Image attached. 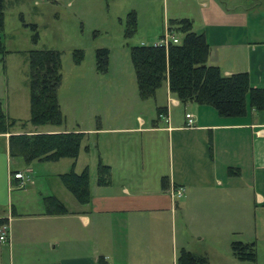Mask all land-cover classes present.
<instances>
[{
    "label": "crops",
    "instance_id": "obj_1",
    "mask_svg": "<svg viewBox=\"0 0 264 264\" xmlns=\"http://www.w3.org/2000/svg\"><path fill=\"white\" fill-rule=\"evenodd\" d=\"M181 3L171 18L190 17L194 29L205 33L208 62L219 65L224 74L247 71L253 86H264V0ZM257 3L258 8L253 6ZM9 85L3 65L2 103ZM154 97L157 113L137 112L132 123H106L101 115L100 122L88 128H13L87 134L84 148L94 149L98 156L96 168L87 164L91 191L87 203L58 184L49 190L27 188L31 164L28 172L23 170L20 185L22 179L15 178L14 171L22 169L13 166L9 149L11 132L0 133V217L7 218L10 233L8 242L0 241V264H98L102 256L123 264H176L182 247L206 255L210 264H234L238 257L233 240L255 241L257 257L250 261L261 264L264 109L248 106L244 115L225 116L210 104L182 102L168 80ZM181 105L184 112L179 115L174 109ZM114 109L102 113L110 117ZM187 112L192 114L191 124ZM77 159L72 158V164ZM100 159L111 166V177L103 184L98 182ZM65 171L51 175L60 181ZM14 183L24 189L15 191ZM179 187L182 193L174 194ZM50 194L69 211L47 213L44 197Z\"/></svg>",
    "mask_w": 264,
    "mask_h": 264
},
{
    "label": "rangeland",
    "instance_id": "obj_2",
    "mask_svg": "<svg viewBox=\"0 0 264 264\" xmlns=\"http://www.w3.org/2000/svg\"><path fill=\"white\" fill-rule=\"evenodd\" d=\"M182 1L5 0L4 30L0 32V39L7 49L6 52L0 51V67L6 66L10 82L9 96L3 97L5 111L9 110L12 115L27 121L23 130L88 128L100 122L101 115L105 117L106 123L111 124L132 123L137 112L155 115V97L143 98L140 95L131 46L159 42L161 35L167 31L169 19L175 16L174 10L181 8ZM253 6L258 8L261 5L257 3ZM131 11L136 12L137 25L134 28H130L129 24ZM33 23L37 25L36 28L32 27ZM36 31L39 36L34 40ZM101 47L110 49L108 68L105 71L97 67L96 51ZM31 48H55L61 52L63 76L59 98L66 116L61 125H36L29 121ZM76 50L83 52L81 60L77 59ZM106 108H118L124 113H118V109H114L113 115L109 117L102 113ZM174 111L181 115L184 105ZM85 144L84 139L76 164H72V158L69 157L27 163L23 157L14 156L13 166L25 172L30 170L27 165L31 164L33 167L29 172V180L32 181L28 182L27 188L39 186L52 189V186L56 188L58 184L70 195H74L62 180L58 181L51 174L71 167L81 170L88 167L87 164L96 168L98 156L94 149L86 150ZM13 189L22 190L24 187L14 183ZM233 261L237 264H254L250 260L243 262L239 258ZM260 261L264 264V257Z\"/></svg>",
    "mask_w": 264,
    "mask_h": 264
},
{
    "label": "trees",
    "instance_id": "obj_3",
    "mask_svg": "<svg viewBox=\"0 0 264 264\" xmlns=\"http://www.w3.org/2000/svg\"><path fill=\"white\" fill-rule=\"evenodd\" d=\"M5 0H0V32L4 30ZM130 28L137 25L136 12L129 13ZM33 23L32 27L36 28ZM168 31L179 37L178 42L170 40L167 44L139 43L131 46V57L135 68L140 95L154 97L156 91L168 80L170 90L182 102L196 101L199 104L213 105L220 114L240 116L246 114L248 106L257 110L264 109V86H253L247 71L231 74L222 73L219 65L208 62L210 43L204 32L194 29L190 17L170 18ZM165 34L162 35L164 37ZM38 32L34 40L38 39ZM0 51L7 49L0 39ZM110 49L98 48L97 67L108 68ZM81 60L83 52L76 50ZM29 90L30 118L33 124L61 125L65 114L59 98L62 80L61 52L55 48L29 49ZM27 121L8 115L0 100V133L11 132L9 149L12 156H21L27 163L33 160H59L63 157L78 158L85 132L80 130L13 132L15 127H25ZM87 149L89 145L85 146ZM75 163V162H74ZM60 177L65 186L81 203L91 200L90 172L74 168L62 172ZM111 177V166L101 159L98 163V182L106 183ZM47 213H66L65 203L54 194L44 197ZM7 222L0 217V225ZM234 254L242 260H256L255 241L233 240ZM31 264H60L58 262ZM98 264H107L100 257ZM176 264H210L206 255L197 254L185 247L180 248Z\"/></svg>",
    "mask_w": 264,
    "mask_h": 264
},
{
    "label": "built area",
    "instance_id": "obj_4",
    "mask_svg": "<svg viewBox=\"0 0 264 264\" xmlns=\"http://www.w3.org/2000/svg\"><path fill=\"white\" fill-rule=\"evenodd\" d=\"M170 40H173L174 42H178L179 37L175 33L169 32L167 29L164 37H162L160 39V41L157 43L167 44ZM186 115H187V117H189V124H191L193 121L192 114L190 112H187ZM167 119H169V116H167ZM14 177L22 179L21 182L19 183L20 185H22L24 183L23 178L25 177V172L23 170H15L14 171ZM182 191H183L182 187H179V188H175L173 190V193L174 194H181ZM9 235H10L9 224L6 222L2 223L0 225V241L1 242H8L9 241ZM107 264H123V263L107 260Z\"/></svg>",
    "mask_w": 264,
    "mask_h": 264
}]
</instances>
